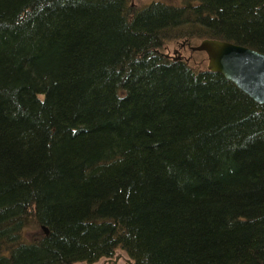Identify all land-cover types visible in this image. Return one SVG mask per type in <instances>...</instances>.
<instances>
[{
  "label": "trees",
  "instance_id": "16d2710c",
  "mask_svg": "<svg viewBox=\"0 0 264 264\" xmlns=\"http://www.w3.org/2000/svg\"><path fill=\"white\" fill-rule=\"evenodd\" d=\"M180 2L0 0V264H264V104L160 52L264 0Z\"/></svg>",
  "mask_w": 264,
  "mask_h": 264
},
{
  "label": "water",
  "instance_id": "95a60500",
  "mask_svg": "<svg viewBox=\"0 0 264 264\" xmlns=\"http://www.w3.org/2000/svg\"><path fill=\"white\" fill-rule=\"evenodd\" d=\"M189 46L193 50L199 49L206 53L208 69L220 72L250 98L264 104V51L231 40L212 37L200 39L195 45ZM161 53L168 56L163 51ZM171 58L174 60L181 57ZM42 229L44 232L47 231L43 225Z\"/></svg>",
  "mask_w": 264,
  "mask_h": 264
},
{
  "label": "rangeland",
  "instance_id": "374dc122",
  "mask_svg": "<svg viewBox=\"0 0 264 264\" xmlns=\"http://www.w3.org/2000/svg\"><path fill=\"white\" fill-rule=\"evenodd\" d=\"M151 0H130V4H134L136 6L143 5L144 3H148ZM160 1V0H159ZM167 3L180 4V0H162ZM186 40V41H184ZM200 39H195V41L184 39H178L173 41H168L162 44V48L160 52H165L170 58L173 56H179L180 59L186 60L190 62L194 66L198 67H206L208 56L203 50L199 49H191L189 44L195 45ZM184 41L183 44L181 42ZM189 43V44H188ZM173 59V58H172ZM42 229V227H41ZM44 232V229H42ZM132 259L129 255L121 248L117 247L114 254L112 256L101 257L93 263H87L86 261H78L73 264H130Z\"/></svg>",
  "mask_w": 264,
  "mask_h": 264
}]
</instances>
